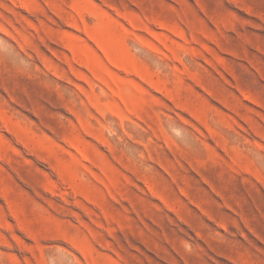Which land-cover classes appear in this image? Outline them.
<instances>
[{
	"label": "rangeland",
	"instance_id": "rangeland-1",
	"mask_svg": "<svg viewBox=\"0 0 264 264\" xmlns=\"http://www.w3.org/2000/svg\"><path fill=\"white\" fill-rule=\"evenodd\" d=\"M0 264H264V0H0Z\"/></svg>",
	"mask_w": 264,
	"mask_h": 264
}]
</instances>
